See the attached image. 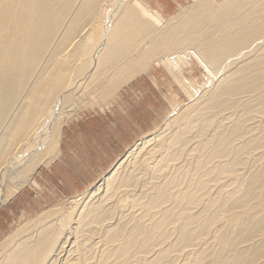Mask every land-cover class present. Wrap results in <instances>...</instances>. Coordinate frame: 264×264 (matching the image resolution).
<instances>
[{"label": "bare ground", "instance_id": "bare-ground-1", "mask_svg": "<svg viewBox=\"0 0 264 264\" xmlns=\"http://www.w3.org/2000/svg\"><path fill=\"white\" fill-rule=\"evenodd\" d=\"M160 1L0 0V207L58 156L80 102L153 64L196 97L83 200L1 240L0 264H264V0Z\"/></svg>", "mask_w": 264, "mask_h": 264}, {"label": "crops", "instance_id": "crops-1", "mask_svg": "<svg viewBox=\"0 0 264 264\" xmlns=\"http://www.w3.org/2000/svg\"><path fill=\"white\" fill-rule=\"evenodd\" d=\"M161 1L168 6L165 8L168 12H172L177 4L174 0ZM141 78L143 76L139 75L120 88L111 103L82 111L67 121L61 130L58 156L50 165L40 166L25 188L1 205L0 239L49 205L77 195L81 191L79 187L94 185L137 142V130L141 136L143 128L140 123L137 127L136 119H130V115L135 114L137 104L141 111V101L135 100L137 94L142 93L136 89ZM44 177L54 179L60 188L48 204L43 202L45 190L41 180Z\"/></svg>", "mask_w": 264, "mask_h": 264}, {"label": "rangeland", "instance_id": "rangeland-1", "mask_svg": "<svg viewBox=\"0 0 264 264\" xmlns=\"http://www.w3.org/2000/svg\"><path fill=\"white\" fill-rule=\"evenodd\" d=\"M192 3H193V0H184L185 5L192 4ZM177 10L178 9H177V5H176L175 9L173 8L172 13L176 12ZM169 17L170 16H167L165 18L168 19ZM204 70H205L204 67L203 66L201 67V65L197 64L196 62L188 63V66H186V69H184L186 78L192 83V85L195 87V89L197 91L200 89L198 92H201L202 90L204 92V88H207V86L209 87V85H210V83L208 82L209 80L206 77V71H204ZM142 76H143V78H141V80L138 82V84L136 86V89L141 90L142 93L137 94L136 99H135V100H137V102H138V100L141 101V111H139L140 106H138V104H137V107H135V109H136L135 114L130 115V119H133V118L136 119V122H135L136 126L138 127V124L140 123V125L143 128V130L141 131V133H142L141 136L140 135L138 136V134H140V132H138V130H137V137L135 139V142L136 141L141 142V141H143L144 138L150 137V136L158 133V130L161 131L167 127L166 123L169 119V116L171 115L169 112H170V110H172V106H171L172 101L175 102V104L179 105V107L177 106V108L175 110L176 112H178V110L187 106L192 100H194L196 98V97L191 98V96L189 95V91L186 90V87H184L183 84L176 79V77L173 75V73L169 69H167L166 66L163 64H153L151 66L149 72L145 75L142 74ZM114 96L106 98L105 100H98V99L95 100L94 99L93 102H86L87 105L86 104L83 105L84 103L82 104L80 102L79 107L76 108L77 110L74 107H72V108H74L72 110L73 111L75 110V111L71 113L72 115L69 114L70 116L68 118L66 117V115L68 113L63 112L62 113L63 116L61 115V117H60L61 130H62L63 126L67 123V121L72 119L74 116H76V115L80 114L82 111H86L90 108H96L97 106L100 107L102 105H107L113 101L112 98ZM81 104L83 106H81ZM67 108L70 110L69 107H67ZM67 108H66V110H68ZM168 113H169V115H168ZM127 119H128V116H127ZM136 143H134L133 145H135ZM127 154L128 153L126 151L121 156V159L124 157H127ZM112 169L110 171H108V173H106V175L109 174L112 171ZM106 175H104V177ZM104 177H102L98 182L96 181L94 183V185L92 184V185L87 186V187H79L81 189V191L77 195H75L76 197L73 196V197H69V198H64L61 201L55 203L54 205H49L46 209H44L43 211H40L37 215L30 217V219L34 218V217L37 218V216L39 214H42L44 211H46L48 209H49V211H50V209L53 210L54 208L55 209L64 208V210L70 209L72 207V205L74 204V200L71 201L72 199H74V198L78 199L79 198L80 200L81 199L83 200V197L85 195L90 193L91 190L92 191L95 190L96 187H98L102 184V183H100V181ZM80 180L86 181L87 179H80ZM95 180H97V179H95ZM7 181H6L4 186H5L6 193L9 195L10 194V192H9L10 182L9 181L7 182ZM41 187L45 190L44 195H43V198H44L43 202H47V204L49 203L50 198L53 197V194L58 192L56 189H60L57 185V182L54 179L51 180L47 177L42 178ZM39 218H37V219H39ZM37 219H35V220H37ZM28 220L29 219L19 223L17 226H15L12 229V231L14 229H16L19 225L25 223ZM12 231H10V232H12ZM1 240H2V238L0 239V246L3 244V242H1Z\"/></svg>", "mask_w": 264, "mask_h": 264}]
</instances>
